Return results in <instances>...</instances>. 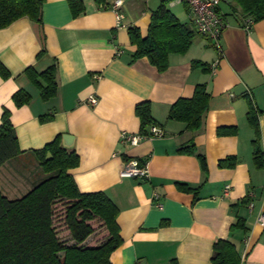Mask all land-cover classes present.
Returning <instances> with one entry per match:
<instances>
[{"label": "crops", "instance_id": "1", "mask_svg": "<svg viewBox=\"0 0 264 264\" xmlns=\"http://www.w3.org/2000/svg\"><path fill=\"white\" fill-rule=\"evenodd\" d=\"M82 2L84 12L73 16L67 0H44L40 28L27 17L0 28V63L8 72L0 73V121L8 110L20 150L0 166L2 194L20 197L45 177L35 151L60 135L61 145L78 155V164L68 169L78 189L104 192L118 209L122 243L110 254L111 264H211L220 238L235 245L240 264H264V225L257 220L264 212V167L253 162L254 132L246 119L251 100L260 110L264 159V19L246 30L232 0L220 2L226 22L220 49L197 33L187 51L169 54L168 66L159 71L146 57L132 58L127 28L145 36L160 0H123L121 25L113 0ZM167 7L196 30L185 2L171 0ZM40 34L45 51L38 55ZM193 60L209 71L192 67ZM54 61L56 93L42 99L26 69L40 73ZM197 83H206L210 98L201 127L192 132L168 111L178 98L191 97ZM20 89L30 100L17 107L12 94ZM91 96L95 104L88 102ZM143 101L162 135L123 144L120 131L141 133L135 106ZM220 127L236 131L220 135ZM191 143L204 154L205 171L196 154L178 150ZM28 156L27 164L14 160ZM229 156L236 157L235 165L220 166ZM132 158L148 162V178L120 175ZM238 217L246 231L230 229Z\"/></svg>", "mask_w": 264, "mask_h": 264}, {"label": "trees", "instance_id": "2", "mask_svg": "<svg viewBox=\"0 0 264 264\" xmlns=\"http://www.w3.org/2000/svg\"><path fill=\"white\" fill-rule=\"evenodd\" d=\"M73 16L84 12L82 0H67ZM171 0H160L151 11L150 23L145 36L137 27L127 28L130 43L135 46L132 58L146 57L159 71L168 66L171 53H185L192 44L197 31L188 27L167 7ZM44 0H0V28L15 20L27 17L40 28L42 4ZM243 17V26L253 25L264 19V0H232ZM251 25V27H252ZM38 55L45 51L44 36ZM192 67L209 71V66L200 60H193ZM57 62L54 61L40 73L27 68L30 80L39 88L42 99L56 93ZM0 73L8 75L0 63ZM210 93L206 83H197L191 97L178 98L171 104L168 117L182 121L189 131L201 127L208 108ZM15 106L30 100L26 90L12 94ZM260 112L252 101L248 102L246 119L252 127V159L256 167H264V159L259 143L257 115ZM135 114L140 122V132L147 133V126L154 124L150 103L143 101L135 106ZM41 121L46 118L40 117ZM235 127H220L218 134L235 133ZM182 153L196 154L201 168L206 170V160L202 153H196L191 143L178 149ZM20 153L14 126L9 111L4 110L0 121V166ZM38 164L45 177L34 184L20 197L10 199L0 190V264H111L110 254L122 243L116 221L118 209L104 192H81L68 169L78 164L74 149L61 145L60 135L41 149L35 151ZM47 153L49 156L47 157ZM234 156L219 161L220 166L233 167ZM186 190H193L185 187ZM194 192L195 189L193 190ZM103 227L102 233L94 234V222ZM230 229L246 231L245 221L238 217ZM70 236L73 243L67 244L63 237ZM211 264H240L241 257L235 245L228 239H217L212 247ZM170 264H177L171 260Z\"/></svg>", "mask_w": 264, "mask_h": 264}, {"label": "built area", "instance_id": "3", "mask_svg": "<svg viewBox=\"0 0 264 264\" xmlns=\"http://www.w3.org/2000/svg\"><path fill=\"white\" fill-rule=\"evenodd\" d=\"M187 4L189 13L196 31L209 38L216 48L220 49L219 37L225 26L226 22L223 17L218 13V6L221 0H180ZM123 0H113L111 9L115 12L116 24L121 25L123 13L121 7ZM251 23L245 25L246 30L251 29ZM120 53V50H116ZM215 63L212 65L214 67ZM90 104H95L97 98L91 96L88 99ZM162 135V130L155 125H151L146 134L143 133H130L125 130L120 131L119 139L123 144L137 145L140 140L147 137H159ZM122 177H136L146 179L149 177V164L147 161L140 162L136 158L126 161L120 169ZM252 206V203H250ZM260 224L264 225V212L260 213L257 217Z\"/></svg>", "mask_w": 264, "mask_h": 264}, {"label": "rangeland", "instance_id": "4", "mask_svg": "<svg viewBox=\"0 0 264 264\" xmlns=\"http://www.w3.org/2000/svg\"><path fill=\"white\" fill-rule=\"evenodd\" d=\"M227 1L228 0H221L222 3L224 4H227ZM180 21V19H179ZM187 23V22H186ZM188 27H190V24H188ZM191 28V27H190ZM14 160H16V162H19V163H25L27 164L30 160H31V157L28 156L26 158H14ZM94 227H95V231H94V234H92L87 240H90L93 235H96V234H100L102 233V230H103V227L100 225L99 222H94L93 223ZM64 242H66L67 244H71L73 243V240L70 239V236L69 235H66L65 237L62 238Z\"/></svg>", "mask_w": 264, "mask_h": 264}, {"label": "water", "instance_id": "5", "mask_svg": "<svg viewBox=\"0 0 264 264\" xmlns=\"http://www.w3.org/2000/svg\"><path fill=\"white\" fill-rule=\"evenodd\" d=\"M63 139H66V138L63 136ZM69 145H70L69 142H66V143H65V146H66V147H69ZM68 149H69V148H68ZM48 156H49V153H47V157H48Z\"/></svg>", "mask_w": 264, "mask_h": 264}]
</instances>
